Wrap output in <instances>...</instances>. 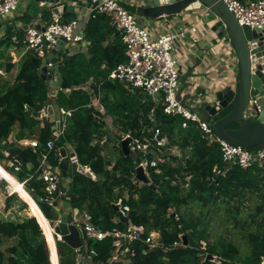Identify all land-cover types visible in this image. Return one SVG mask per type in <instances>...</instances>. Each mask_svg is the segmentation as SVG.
Here are the masks:
<instances>
[{
    "label": "trees",
    "instance_id": "1",
    "mask_svg": "<svg viewBox=\"0 0 264 264\" xmlns=\"http://www.w3.org/2000/svg\"><path fill=\"white\" fill-rule=\"evenodd\" d=\"M102 26L108 27V31H101ZM110 33L112 38L107 35ZM84 38L89 42L88 55L78 52L65 56L49 70L51 74L54 70L58 74L50 82L40 75V56L31 52L22 59L12 84L0 92V161L9 159L19 165V171L14 173L16 179L25 181L29 191L33 189L29 194L45 218L55 219L52 208L58 202L51 205L40 200L44 196V184L37 178L41 169L40 155L46 151L45 144L54 134L52 117L40 118L39 114L47 105L48 93L55 91L51 103L73 112L63 134L49 151V162L58 166V148L70 145L78 163L94 175L92 178L77 172L69 178L68 207L60 208L61 216L72 209H85L92 223L102 231H124L130 221L143 225L147 231L160 232L161 245L137 244L132 257H117L113 261H109L114 250L111 236L102 240L85 239V250L95 252L91 256L93 264H261L264 259V162H255L246 169L226 165L218 144H208L196 123L189 122L182 128L181 116L166 113L162 104L155 105L140 90L107 79L109 72L125 61V56L121 38L114 27L109 28L106 16L98 15L90 20ZM2 59L0 51V69L4 66L7 72L11 71L14 63L3 64ZM86 83L94 92L100 91L104 113L89 105L90 91L84 87ZM152 109L161 135L168 137L180 153L176 155L163 148L158 155L160 161L147 169L148 181L142 182L135 176L140 155L126 153L117 134L129 132L141 142L150 138ZM105 116L110 117L116 127L114 133L108 132ZM15 127L18 129L16 139L37 138L40 146L32 149L8 143L7 138ZM112 138L117 143L108 150ZM3 149L7 157L2 154ZM106 150L109 152L104 154ZM146 158L151 161L154 155L148 153ZM56 194L57 191L53 193ZM12 196L7 197L5 209L10 206ZM252 196L255 198L252 209L244 216L243 212L250 209L245 202ZM118 199L129 207L124 216L114 205ZM189 204L198 208L200 218L207 224L213 214H222L237 230L235 234L246 242L247 252L240 254L239 247L230 240L202 243L207 237L206 227L197 228L201 219L193 221L192 216L185 218L177 211L174 215L169 211L172 207ZM26 205L22 203L20 208ZM27 209L34 217L27 216L20 221L0 220V239L13 240L0 248V264H55L50 251L56 246L59 264H76L74 248L68 246L66 253L61 252L57 245L60 241L55 246L52 232L46 230L49 228L41 230V218L32 213L28 205ZM183 236L186 245H183ZM83 252L79 249V254Z\"/></svg>",
    "mask_w": 264,
    "mask_h": 264
},
{
    "label": "built area",
    "instance_id": "2",
    "mask_svg": "<svg viewBox=\"0 0 264 264\" xmlns=\"http://www.w3.org/2000/svg\"><path fill=\"white\" fill-rule=\"evenodd\" d=\"M221 1L234 15L240 26L246 25L251 30H264V0H251L244 3L239 0ZM17 6L18 0H0V18L10 17L17 9ZM97 15H104L109 19L110 24L118 32L124 45L125 61L117 64L109 72L107 79L118 81L141 92H145L152 98L151 100L155 105L162 104L166 113L181 116L183 118L181 122L182 128H186L189 122L196 123L204 134L208 144H218L222 161L226 165H237L242 169H246L255 162L260 164L264 162V146H261L258 151H251L225 142L214 134L211 127V119L208 120L202 114L200 115L199 111L195 109L196 106L188 107L185 104L179 92L180 69L173 51L175 44L185 36L186 32H195V26L153 36L145 27L138 23L136 15L125 9L118 0H99L92 10L91 17L94 18ZM23 33V42L26 47L32 53L41 57V67L45 66L47 69L43 79L48 82L58 76L57 73L51 74L49 70L57 64V55L63 46L79 42L83 39V27L79 26L77 20L63 21L56 14L51 17V20L37 21L26 25ZM59 42H62L63 46L60 47L58 45ZM53 50L56 51L55 54ZM54 59L55 61H53ZM0 74H3L2 70H0ZM84 87L90 91L89 105L104 113V109L100 103V91L94 92L88 83ZM54 93H48L50 100ZM24 107L27 109V105ZM72 112V109L62 110L57 107V111L50 115L54 121V134L46 142V151L39 158V167L41 169L37 178L44 184V196L40 200L51 205L55 202L60 203L63 198H68L66 191L60 188L61 183L65 180L63 172L58 166L54 167L50 164L48 155L49 151L54 148L55 141L63 134L67 119L72 116ZM43 116H49L47 105L40 110L39 117ZM149 118L153 128L150 138H145L141 142L139 139L131 137L129 132L121 134V140L125 138L129 139L128 148L130 153L138 152L140 155V161L137 166H141L144 173H147L149 166H155L160 161L158 155L167 141V137L161 135V131L157 126L153 109L149 114ZM20 144L32 149L40 146L37 138L20 141ZM148 153L154 155V159L151 161H148L146 158ZM4 154L7 155L8 153L5 151ZM70 161H74L79 165L74 152L73 156L70 157ZM7 164L15 171H19V165L15 164L12 160H9ZM83 168L89 171V168L86 166H83ZM92 178H94V175H92ZM2 180L4 179L0 176V181ZM20 183L26 188L25 181ZM26 190L28 193L33 191V189L29 191L27 188ZM55 191H57V194L53 195ZM14 194L10 190L9 185L3 188L0 186V199L4 198L6 200L7 197ZM57 198H60V201H57ZM59 203L57 206L55 205L56 208L60 207ZM114 205L118 207V211L123 216L129 211V207L123 205L121 199L116 200ZM63 217L70 218L68 225L70 224L77 228L81 239L80 247L74 248L76 264H82L83 258H88L92 262L91 256L95 255L94 250H85L84 241L88 238L96 240H102L106 236L113 238L114 250L109 261H113L117 257H132L137 244H145L148 247L161 245L160 232L158 230L151 229L147 231L143 225L132 224L130 221L127 222L124 231L116 229L102 231L92 223L91 215L85 209H72L65 215L59 216L57 222L52 226L55 243L62 241L61 235L55 232V227L62 222ZM179 244L175 243V245ZM79 249H83L84 252L79 254Z\"/></svg>",
    "mask_w": 264,
    "mask_h": 264
},
{
    "label": "crops",
    "instance_id": "3",
    "mask_svg": "<svg viewBox=\"0 0 264 264\" xmlns=\"http://www.w3.org/2000/svg\"><path fill=\"white\" fill-rule=\"evenodd\" d=\"M98 1L99 0H54L52 9L50 8V4H48L49 0H18L17 9L19 8V11L16 12V9L10 17L0 18V51L3 54L2 63L4 64L7 61H11L15 65L9 72L4 69V66L1 67L0 70L3 71V74H0V92L5 91L6 87L12 84L22 59L26 54L31 53L23 42L24 25L35 23L37 21L51 20V17L54 14L59 15L63 21L75 19L78 21L79 26L83 27V39L76 43L64 45L57 55L58 61L62 60L67 55H73L78 52L88 55L89 42L84 38V34L88 22L95 18L91 17V14ZM118 1L125 9L133 14H135V8L140 3L139 0ZM248 1L251 0H243V2ZM137 19L139 18L137 17ZM214 22V15L205 7H200L199 9L193 8L178 15L140 20V25L145 27L153 36L170 31H179L182 28L188 29L195 26V32H186L185 36L179 39L175 44L173 51L180 69L179 92L188 107L199 106L206 96L209 97L214 92L227 86L233 87L235 84L237 72L235 58L231 55L230 49L227 47L226 42H224V38H219L218 31L212 26V23ZM101 28V31H108V27L105 28L102 26ZM109 28H113L110 22ZM107 35L109 38H112V33ZM54 67L55 65L53 68H50V70L54 69ZM53 73L56 74L55 70ZM203 90H205L206 93L205 97L200 95ZM261 119L264 120V115ZM17 132L18 129L15 127L7 138L8 143H15L23 146L20 144V141L33 138L25 137L16 139ZM65 148L67 155L73 153L70 145L68 147L70 148V152H68L67 146ZM5 151L6 150L4 149L2 150L4 156H6L4 154ZM58 155L60 154L58 153ZM3 160L5 163L2 165L0 161V168L2 167L5 171L10 172L7 169V167H9L7 164L9 159ZM11 174L15 177L14 173ZM63 175L65 180L61 183L60 188L67 191V184L71 177L70 171L68 170L67 172H64ZM65 201H68V198H63L60 203L58 202L60 207H57L58 211H56L59 215H61L60 208L68 207V202ZM0 202H2V204L0 203V217L2 219L4 218L2 221L8 220L7 216L9 213L6 214V211L9 212L11 206L5 210L6 200L1 198ZM11 204L12 201L10 205ZM55 208L56 207H53L52 210ZM26 217L27 216L24 218ZM38 217L41 218L42 230L48 227L49 229L46 230L51 231L50 222L45 216L41 215ZM20 220H22V218H18L16 221ZM8 241L10 242L11 240ZM7 245L6 240L3 241L0 239V248H4ZM50 252L53 259L56 260L54 261L55 264H59L57 246L54 251Z\"/></svg>",
    "mask_w": 264,
    "mask_h": 264
},
{
    "label": "water",
    "instance_id": "4",
    "mask_svg": "<svg viewBox=\"0 0 264 264\" xmlns=\"http://www.w3.org/2000/svg\"><path fill=\"white\" fill-rule=\"evenodd\" d=\"M53 1L49 0L50 8L53 6ZM139 2L135 8V15L139 18L138 23L142 19L178 15L200 7H205L214 15L215 22L212 26L218 31L219 38H224L231 55L235 58L236 80L233 87L227 86L209 97L203 90L200 95L206 97L195 109L206 119L216 117L211 123L212 130L225 142L245 149L264 146V120L261 119L264 115V30H251L246 25L240 26L221 0H139ZM58 45L61 47L63 43L59 42ZM55 52L53 50L54 54ZM46 70L45 66L41 67V77H44ZM227 107L230 108L226 109ZM223 109H226L225 113L220 115ZM56 111L57 106L51 104L48 98V114L52 115ZM232 124L236 127L230 128ZM128 143V138L121 140L122 148L126 153H130ZM58 151L60 154L58 168L61 171L69 170L71 177L77 172L92 177V174L84 170L81 164L77 165L76 162L70 161L73 153L67 155L65 147H59ZM135 176L142 182L148 181L141 166L135 168ZM115 207L118 210V207ZM68 222L70 218L63 217L62 222L55 227V232L61 235L62 241L68 246L80 247L79 232L75 226L68 225ZM182 239L183 245H186V238L183 236ZM82 264H92V262L88 258H83Z\"/></svg>",
    "mask_w": 264,
    "mask_h": 264
},
{
    "label": "rangeland",
    "instance_id": "5",
    "mask_svg": "<svg viewBox=\"0 0 264 264\" xmlns=\"http://www.w3.org/2000/svg\"><path fill=\"white\" fill-rule=\"evenodd\" d=\"M19 11V8L17 9L16 12ZM15 12V13H16ZM21 35V34H20ZM13 76V74H12ZM50 82V81H49ZM55 91H52L51 93H54ZM90 93V92H89ZM142 94L144 95L145 98H150L152 99L150 96H148V94H146L145 92H142ZM90 95V94H89ZM230 107H227L226 109H228ZM225 109V110H226ZM225 110H221L220 111V115L225 113ZM199 114L201 115V113L199 112ZM256 115V113H254ZM204 117V116H203ZM216 117H212L211 120L213 121ZM209 120V119H208ZM104 121L106 123V128L108 129V132H113L115 131L116 127L113 126L112 122H111V118L108 117V116H105L104 117ZM231 126H236L235 124H232ZM117 138L118 140H121V135L118 133L117 134ZM112 137V135L110 136ZM174 137V136H173ZM166 145L164 146V149H166L167 151H170L171 153L173 154H176V155H179L180 151L179 149L177 148V146H175L174 144L171 145L170 144V140L169 138L167 137L166 139ZM117 143V141L115 139H111L109 142H108V150H111L112 149V146ZM69 147V145H67V148ZM261 148V146H254V147H250L249 150L251 151H258L259 149ZM68 152H70V148H68ZM107 152L109 151H104V154H106ZM108 156V155H107ZM110 156V157H109ZM108 157L111 158L112 156L109 155ZM2 165H4L5 161L2 160L1 161ZM7 169L11 172V173H16V171L11 167H7ZM145 175H147V173H145ZM8 185L4 180L0 181V186L3 188L4 186ZM125 196L126 194L123 193ZM12 204L10 205L11 208H9V212L6 211V214H8L7 216V219L8 220H13V221H16L18 220V218H24L25 216H30L29 212H28V209H27V205L26 207L24 208H20V205L22 203H25L19 196H17L16 194H14L12 196ZM253 197V196H252ZM251 198V197H250ZM254 200L255 198L253 197L251 200H247V202H245V205L248 206V209L250 207H252L253 203H254ZM2 204V202H0ZM29 207V206H28ZM252 208H250L249 210H246L243 212V215L245 216L246 214H248V212L251 210ZM6 210V209H5ZM53 217L55 219H53L52 221H49L50 222V225L51 227L57 222V219L59 218V213H57V208L53 209ZM57 210V211H56ZM173 215H174V212L177 211L178 213L184 215L185 218H189L191 217V219L193 221H195L197 218L201 219L200 216H199V211H198V208L197 207H193L191 206L190 204L189 205H183V206H180L178 208H174L172 207L170 210H169ZM55 212V213H54ZM33 213V212H32ZM213 217H211L209 220L210 222L207 224V221L204 220V219H201L199 222L200 224L197 225V228L198 229H203L204 227H206V237L207 239L204 241L201 240V242H208V243H212L214 240H217V239H223L225 241H232L234 242L238 247H239V251H240V254H245L247 252V245H246V242L244 240H242L238 235H236L235 233H237V230H234L233 229V224L231 222H227L225 221L224 217L222 214L218 213V214H213L212 215ZM36 217V216H35ZM4 219V218H3ZM1 217H0V220H3ZM37 219V218H36ZM39 224V223H38ZM60 224V223H59ZM58 224V225H59ZM40 225V224H39ZM41 227V225H40ZM42 228V227H41ZM52 229V228H51ZM52 234H53V230L51 231ZM44 237V236H43ZM3 240V239H2ZM4 241V240H3ZM44 241H45V238H44ZM7 244H10L11 242H13V240H11L10 242L8 240H6ZM46 243V241H45ZM47 245V244H46ZM58 247H59V250L63 253H66L69 249L68 245L66 243H64L63 241H60L57 243ZM48 247V246H47ZM59 259V257H58ZM76 263V262H75ZM261 264H264V259L262 260Z\"/></svg>",
    "mask_w": 264,
    "mask_h": 264
},
{
    "label": "bare ground",
    "instance_id": "6",
    "mask_svg": "<svg viewBox=\"0 0 264 264\" xmlns=\"http://www.w3.org/2000/svg\"><path fill=\"white\" fill-rule=\"evenodd\" d=\"M10 174V172L5 171L4 169H2V167L0 168V176L7 182L10 190L18 195L21 199H23L28 204L29 208H31L34 214H36L37 216L43 215L36 202L27 192L26 188L19 181H17L12 174Z\"/></svg>",
    "mask_w": 264,
    "mask_h": 264
}]
</instances>
